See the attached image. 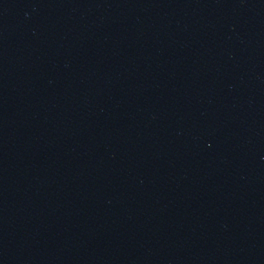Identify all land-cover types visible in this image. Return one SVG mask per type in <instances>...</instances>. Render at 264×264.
Wrapping results in <instances>:
<instances>
[{
	"label": "water",
	"instance_id": "obj_1",
	"mask_svg": "<svg viewBox=\"0 0 264 264\" xmlns=\"http://www.w3.org/2000/svg\"><path fill=\"white\" fill-rule=\"evenodd\" d=\"M0 264H264V0H0Z\"/></svg>",
	"mask_w": 264,
	"mask_h": 264
}]
</instances>
